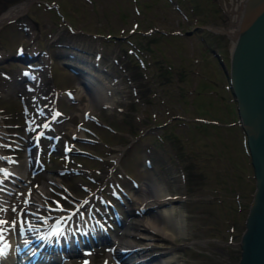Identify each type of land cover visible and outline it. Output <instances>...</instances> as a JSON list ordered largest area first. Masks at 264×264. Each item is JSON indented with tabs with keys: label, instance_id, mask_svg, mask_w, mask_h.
<instances>
[{
	"label": "rangeland",
	"instance_id": "rangeland-1",
	"mask_svg": "<svg viewBox=\"0 0 264 264\" xmlns=\"http://www.w3.org/2000/svg\"><path fill=\"white\" fill-rule=\"evenodd\" d=\"M19 5L23 12L0 27V124L27 139L56 138L41 137L35 173L28 148L3 150L30 166L22 161L20 185L44 186L51 197L68 190L84 202L76 215L90 204L111 238L152 244L145 256L166 251L177 264H237L255 182L227 76L212 53L229 67L233 25L223 0H0V17ZM66 61L101 78L114 107L83 91ZM34 63L40 69H30ZM50 116L57 121L47 123ZM65 144L86 153L65 159ZM161 191L182 233L170 241L141 232L152 214H135ZM114 251L112 243L98 245L89 264H123Z\"/></svg>",
	"mask_w": 264,
	"mask_h": 264
},
{
	"label": "water",
	"instance_id": "water-1",
	"mask_svg": "<svg viewBox=\"0 0 264 264\" xmlns=\"http://www.w3.org/2000/svg\"><path fill=\"white\" fill-rule=\"evenodd\" d=\"M216 56L236 102L255 178L237 264H264V0L245 1L229 69Z\"/></svg>",
	"mask_w": 264,
	"mask_h": 264
},
{
	"label": "bare ground",
	"instance_id": "bare-ground-1",
	"mask_svg": "<svg viewBox=\"0 0 264 264\" xmlns=\"http://www.w3.org/2000/svg\"><path fill=\"white\" fill-rule=\"evenodd\" d=\"M245 1L246 0H223V5H225L224 7L226 9H228L229 14H231V18H232L233 27H230V29H227V32L229 33V36L232 38L233 45H234L238 30H239L240 17H241V13H242V9H243V5H244ZM23 10H24V5H19V6H16L14 8H11L9 11H7L3 15H1L0 27L3 24H5L6 22H9L10 20L16 18L18 15H20L23 12ZM82 61L87 62L86 59H82ZM68 62H70V61H68ZM71 63H74V62H71ZM227 68L229 69V67H227ZM91 74H93V73L91 72ZM93 76H95V77H93V78L91 77L89 79L93 85L94 93L96 92V94H98L99 98L102 100L104 105L114 107L113 100L107 96L108 91H107V87L104 84V82L101 80V78L97 77L95 74H93ZM78 83H79V86L81 87V89H84L83 91H86L85 88H83V86L81 85L80 81ZM228 84H229V82H228ZM88 109H89V107L86 110H88ZM52 139L56 140V138H53V137H52ZM83 140H87V139H83ZM24 163H25V166L27 167L28 164L26 163V161L23 162V164ZM21 165H22L21 161L15 163V164H12V168H13L14 172L19 176V177L15 176V181H11V182H15L14 185H16V186H18L19 184L25 183L27 181L25 178L26 174H24V173L22 174L19 172ZM4 169H6V168H3L2 165H0V176H2L1 178L3 181H6L5 182L6 184L11 183L9 180L10 175H7V172ZM43 188H44V186L39 187V188H34V187L31 188L28 185L27 186L25 185L23 187L24 190L26 189L27 191H29L31 193V196L27 197L28 196L26 194L27 191H25V195H27V196L23 197V198L27 197L28 205L30 207L35 208V206H39L41 204V197L44 195V192H45ZM5 192L8 194V188H5L4 191L1 190V193H0V197H1L0 199L1 200L0 201L2 204H8V195L5 194ZM170 198L171 197L168 196L167 193L161 191L158 194V196H155V197L150 196V198L143 199L144 204H142V205L144 207L143 206L140 207V208L144 209L142 213L145 215L146 214L145 212L147 209V212L150 213V215L152 214V216L150 218H148L147 220H145V222L143 223L141 232H143L145 234H149V235L150 234L157 235V236L161 237L160 238L161 240L163 239L164 241L173 240L175 237H178L180 234H182L180 232V226L173 219V214H174L175 210L172 209L171 207L168 208V206L170 205L169 203H171ZM14 205H17L19 207L22 205V203H19L18 201H16V204H14ZM80 205L82 206L83 203ZM159 208L163 209L162 210L163 212L158 211ZM13 209H14V207L13 206L10 207V205H8L5 208L0 209V217L3 218L2 220L8 221L5 217ZM154 214H158V218H156V216H153ZM160 218H161V220L166 221L167 223L159 221ZM80 220H82L83 224H87L86 223L87 219L84 220L81 218ZM27 225L29 226L30 223L28 222ZM70 226L71 225H69V227ZM89 231H92L94 236L98 240H101L102 238H103V240H109V238L106 239L107 236H102V235H104L103 230L101 231V228H99L98 226L96 228L90 227ZM16 232H17V228H16V225L13 224V222L8 221L7 224L0 226V241H3V240L9 241V244H8L9 247L6 248V251H7L6 256L3 257L2 259H0V264H15V258L14 257H15L16 253H14V244H15L14 243L15 242L14 235ZM101 232H102V234H101ZM68 233H67V235H68ZM1 239H3V240H1ZM110 243H112V246L115 248V251L113 253H111V256L114 258H117L118 256L121 255L120 254L121 249L129 247L130 248L129 252L131 254L130 260H133L134 262H135V260H141V262L145 263V264H177V262L175 260V256L174 255H168L169 252H166V251L163 253H161V252L152 253V256H150L151 254L145 256V254L147 252H149L150 249H152V247H153V245L150 243H149V245H147L145 247H139L138 245L133 244V242L123 243L121 241V239L118 237H116L114 239L110 238ZM7 256H10L9 260L5 259ZM59 256L66 258V256H68V255H66V253H60ZM146 258H148V259H146ZM37 260L39 261L40 258H38ZM70 261L71 260L66 259L63 262H64V264H70Z\"/></svg>",
	"mask_w": 264,
	"mask_h": 264
},
{
	"label": "snow or ice",
	"instance_id": "snow-or-ice-1",
	"mask_svg": "<svg viewBox=\"0 0 264 264\" xmlns=\"http://www.w3.org/2000/svg\"><path fill=\"white\" fill-rule=\"evenodd\" d=\"M13 211H15V209H13ZM7 223H8V221L0 220V226L7 224ZM3 255H4L3 251H0V256H3Z\"/></svg>",
	"mask_w": 264,
	"mask_h": 264
},
{
	"label": "flooded vegetation",
	"instance_id": "flooded-vegetation-1",
	"mask_svg": "<svg viewBox=\"0 0 264 264\" xmlns=\"http://www.w3.org/2000/svg\"><path fill=\"white\" fill-rule=\"evenodd\" d=\"M254 182H255V180H254ZM255 184V183H254Z\"/></svg>",
	"mask_w": 264,
	"mask_h": 264
}]
</instances>
